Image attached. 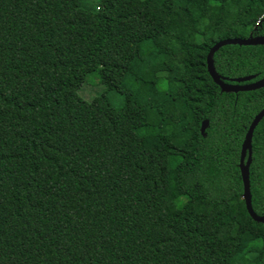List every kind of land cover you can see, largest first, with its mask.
Instances as JSON below:
<instances>
[{
    "label": "trees",
    "instance_id": "16d2710c",
    "mask_svg": "<svg viewBox=\"0 0 264 264\" xmlns=\"http://www.w3.org/2000/svg\"><path fill=\"white\" fill-rule=\"evenodd\" d=\"M262 16L264 0H0V264H264L239 168L264 88L223 92L207 68ZM214 66L260 80L264 45ZM250 181L262 216L264 118Z\"/></svg>",
    "mask_w": 264,
    "mask_h": 264
},
{
    "label": "water",
    "instance_id": "95a60500",
    "mask_svg": "<svg viewBox=\"0 0 264 264\" xmlns=\"http://www.w3.org/2000/svg\"><path fill=\"white\" fill-rule=\"evenodd\" d=\"M227 45H240V46H258L264 45V36L258 37H248V38H230L224 39L217 42L209 51L207 56V68L210 76L214 80V82L220 86L223 92H250L256 91L259 89L264 88V78L250 82L251 80L255 79L256 76L251 75L247 77H241L231 80L234 83H228L224 80V78L218 74L214 66V56L217 51H219L222 47ZM264 118V109L260 111L252 121L245 139L242 143L241 148V157H240V172L243 182V189H244V200L246 203L247 210L251 218L258 223L264 224V215H258L252 205V192H251V181H250V167L252 164V156H253V136L254 132L259 125V123ZM209 121L204 120L201 126V133L204 135L206 129L208 128Z\"/></svg>",
    "mask_w": 264,
    "mask_h": 264
},
{
    "label": "rangeland",
    "instance_id": "374dc122",
    "mask_svg": "<svg viewBox=\"0 0 264 264\" xmlns=\"http://www.w3.org/2000/svg\"><path fill=\"white\" fill-rule=\"evenodd\" d=\"M100 78L96 73H92L87 77L86 83L80 91V95L87 101H90L94 96L100 94L103 91V86L99 85ZM122 97H113V102L116 106H121Z\"/></svg>",
    "mask_w": 264,
    "mask_h": 264
},
{
    "label": "built area",
    "instance_id": "2783aa9c",
    "mask_svg": "<svg viewBox=\"0 0 264 264\" xmlns=\"http://www.w3.org/2000/svg\"><path fill=\"white\" fill-rule=\"evenodd\" d=\"M263 17H264V16H262V17L260 18V20L258 21V23H257L258 25H260L261 20L263 19Z\"/></svg>",
    "mask_w": 264,
    "mask_h": 264
}]
</instances>
